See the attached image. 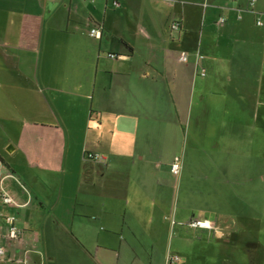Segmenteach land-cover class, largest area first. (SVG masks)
I'll return each instance as SVG.
<instances>
[{"label": "crops", "instance_id": "0c3cea01", "mask_svg": "<svg viewBox=\"0 0 264 264\" xmlns=\"http://www.w3.org/2000/svg\"><path fill=\"white\" fill-rule=\"evenodd\" d=\"M66 93L86 146L49 164L25 138L58 131ZM0 123L24 124L0 135V176L30 202L0 201V264H264V0H0ZM177 183L204 215L171 208Z\"/></svg>", "mask_w": 264, "mask_h": 264}, {"label": "rangeland", "instance_id": "374dc122", "mask_svg": "<svg viewBox=\"0 0 264 264\" xmlns=\"http://www.w3.org/2000/svg\"><path fill=\"white\" fill-rule=\"evenodd\" d=\"M51 94V93H50ZM59 98H61L63 106H56L55 110L58 112L59 117L61 119V123L57 124L60 125L57 132H54L53 130H34L31 126L28 127L25 130L30 132H33L32 134L28 135L29 138H25V141L29 143L32 147H34L36 150H42L45 154H47L49 164H55L58 160L56 157H53L52 155L58 153V151L62 148H68L70 149V154H77V152L85 148V140L87 137V131L85 129L86 123L80 122V118L82 114L87 110L86 106H77L78 104H82V100L77 98L73 94L66 93L64 96L60 95ZM89 104L88 102H86ZM86 104V105H87ZM51 111V110H50ZM47 123L54 124L53 121H58L56 117L50 118L47 120ZM22 125L24 124H6V123H0V135H2L5 132H11V134H19L22 129ZM32 130V131H31ZM35 131V132H34ZM68 132V134L66 133ZM16 140H18V136L16 137ZM22 140V139H20ZM54 152V153H53ZM89 154H94L89 151H84V157L87 161H92L88 158ZM182 157V156H181ZM59 163V162H58ZM56 168V167H54ZM60 168V167H59ZM58 170H55L56 173ZM62 172V171H61ZM71 172H67L65 177V186L63 189V197H69L70 200L73 201V190H72V177L69 176ZM60 179L62 177V174L58 173ZM215 175V174H214ZM67 180V181H66ZM70 180V182H68ZM194 190V192H190L189 190ZM211 188H207L206 190L209 191ZM215 188L209 191V195L212 197L213 202H210V209H216L218 207V204L216 203V192L214 191ZM194 199H200V188L199 187H191V186H185L184 184L177 183L174 192L173 197L171 201V208L174 209L176 206L179 210H190L188 207H193L194 212L196 215H204V211L201 209H204L205 204H201L199 200H193ZM171 221V216L169 218Z\"/></svg>", "mask_w": 264, "mask_h": 264}, {"label": "built area", "instance_id": "2783aa9c", "mask_svg": "<svg viewBox=\"0 0 264 264\" xmlns=\"http://www.w3.org/2000/svg\"><path fill=\"white\" fill-rule=\"evenodd\" d=\"M256 0H249V6H253L255 4ZM221 22H224V18L220 19ZM256 25L257 26H262L263 23L260 19H258L256 21ZM173 30H178L180 28V25L178 23H175L172 25L171 27ZM91 37L93 38H100L101 36V32L100 30H98L97 28H92L90 30V34ZM198 57H200L198 55ZM180 61L183 63H187L188 62V55H182L180 57ZM200 75L202 77L206 76V73L204 70L201 71ZM89 159L92 160H106V157L104 156H100V155H95V154H89L88 155ZM182 169H183V162H182V158L180 156H175L174 160L171 164V168H170V172L174 177H179L182 173ZM0 201L6 205V206H10V207H14V208H24L27 207L29 205V201L27 202H23L20 203L18 202L3 186V180L0 176ZM7 222L9 225V237L16 239L18 238L21 234H22V230L16 227V217L15 216H10L7 218ZM215 226H216V221L212 222L210 220H192L189 223V227L194 228V229H204V230H215ZM7 252L5 250L4 247L0 246V260H3L6 258ZM178 258H176L177 260Z\"/></svg>", "mask_w": 264, "mask_h": 264}, {"label": "trees", "instance_id": "16d2710c", "mask_svg": "<svg viewBox=\"0 0 264 264\" xmlns=\"http://www.w3.org/2000/svg\"><path fill=\"white\" fill-rule=\"evenodd\" d=\"M179 24V23H178ZM180 25V24H179ZM171 168V167H170Z\"/></svg>", "mask_w": 264, "mask_h": 264}]
</instances>
